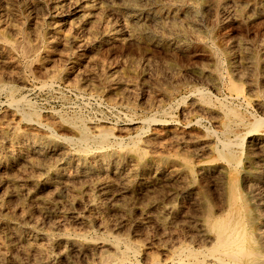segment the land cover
<instances>
[{
	"label": "rangeland",
	"instance_id": "obj_1",
	"mask_svg": "<svg viewBox=\"0 0 264 264\" xmlns=\"http://www.w3.org/2000/svg\"><path fill=\"white\" fill-rule=\"evenodd\" d=\"M53 1L0 0V161L4 163L0 169V264H98L99 255L102 257L112 250L103 247L101 251H83L84 254L69 251L60 259L49 256L52 250L46 240L35 244L18 236L37 231L52 236L57 225L73 233H84L79 242L101 237L108 244L115 234L132 238L139 252L134 248L138 255L129 253L128 264H151L153 259L158 264H169L171 260L172 264H181L175 256L163 252L161 245H176L175 238L186 242L185 236L190 232L183 215L196 213L206 204L214 209L222 205L220 175L213 176L211 166L219 164L223 169L227 164L220 159L224 156L223 139H232V146L238 141L241 143L237 148L233 146L238 158L234 179L244 197L248 196L247 185L241 174L244 169L251 171L250 150L258 165H264V152L246 130V122L256 117L264 120V0H59L56 7ZM22 45L27 48L24 50ZM20 46L24 52H20ZM231 82L240 87V96L231 89ZM202 92H207L205 97ZM226 107H235L244 121L226 116ZM78 125H84L89 133L92 131L90 134L101 130L111 132L109 141L113 146L108 142L101 149L94 141L80 143ZM260 129L264 133V124ZM242 134L245 139H241ZM68 136H71L69 143ZM19 142L23 144L21 149L16 147ZM38 143L49 149L35 150L33 145ZM84 150H90L95 156L107 153L118 175L111 169L103 175H77L71 177L67 186L48 178L49 172L58 167H64L72 176ZM146 165L157 169L158 176L151 172L138 173ZM167 177L170 183L158 182L157 189L150 194L141 189L144 180ZM45 181L47 185L39 192L38 183ZM191 184H194L193 198L199 196L197 187L203 188L200 203L181 193L180 199L173 198L183 185ZM124 185L130 186L131 192H125ZM167 202L176 208L171 217L161 211ZM145 211L151 217L144 226L138 225L137 220H143ZM78 212L86 218L82 225L75 219ZM25 220L38 221L39 229H32ZM118 221L125 227L108 229ZM122 245L118 249L122 250Z\"/></svg>",
	"mask_w": 264,
	"mask_h": 264
},
{
	"label": "bare ground",
	"instance_id": "obj_2",
	"mask_svg": "<svg viewBox=\"0 0 264 264\" xmlns=\"http://www.w3.org/2000/svg\"><path fill=\"white\" fill-rule=\"evenodd\" d=\"M47 1V0H46ZM51 1V0H50ZM68 2L70 0H67ZM74 1V0H72ZM112 1V0H110ZM125 1V0H124ZM65 2V1H64ZM75 2V1H74ZM88 2V1H87ZM92 2V1H91ZM90 2V3H91ZM95 2V1H94ZM127 2V1H126ZM129 2V1H128ZM127 2V3H128ZM139 2V1H138ZM45 3V2H44ZM53 6L56 7L59 4V0H55L52 2ZM63 3V2H62ZM67 3V2H65ZM80 3V2H79ZM86 3V2H85ZM93 3V2H92ZM40 4V3H39ZM42 4V2H41ZM48 4V3H47ZM64 4V3H63ZM72 4V3H70ZM98 4V3H97ZM43 5V4H42ZM76 5V4H75ZM74 5V6H75ZM79 5V4H77ZM86 5V4H85ZM83 5V7L85 6ZM94 5V4H93ZM122 5V4H120ZM124 5V4H123ZM122 5V6H123ZM47 6V5H46ZM52 6V5H51ZM72 6V5H70ZM82 6V5H81ZM88 6V4H87ZM91 5H89L88 7H90ZM133 6V5H132ZM62 7V6H61ZM86 7V6H85ZM129 7V6H128ZM137 7V6H135ZM134 7V8H135ZM52 8V7H51ZM78 7L76 6V9ZM124 8V7H123ZM144 8V7H142ZM111 9V8H110ZM115 9V8H114ZM137 9V8H136ZM148 9V7H147ZM155 9V8H154ZM168 9V8H167ZM174 9V8H173ZM192 9V8H191ZM79 10V8L77 9ZM81 10V9H80ZM102 10V9H101ZM118 10V9H117ZM124 10V9H123ZM190 10V9H189ZM188 10V11H189ZM85 11V10H84ZM87 11V10H86ZM91 11V10H90ZM93 11V9H92ZM112 11V10H111ZM128 11V10H127ZM137 11V10H136ZM157 11V10H156ZM89 12V11H87ZM87 12H85L84 14H86ZM131 12V10H130ZM133 12V11H132ZM166 12V11H165ZM61 13V12H60ZM59 13V14H60ZM83 13V12H82ZM81 13V14H82ZM137 13V12H136ZM148 13V12H147ZM78 14V13H77ZM80 14V13H79ZM91 14V13H90ZM118 14V13H117ZM123 14V13H122ZM131 14V13H130ZM142 14V13H141ZM83 15V14H82ZM87 15V14H86ZM126 15V14H125ZM154 15V14H153ZM89 16V13L88 15ZM146 16V14H145ZM159 16V15H158ZM170 16V15H169ZM54 17V16H53ZM75 17V16H74ZM127 17V16H126ZM130 17V16H129ZM128 17V18H129ZM139 17V15H138ZM141 17V16H140ZM83 18V17H82ZM85 18V17H84ZM157 18V17H156ZM56 19V18H55ZM137 19V18H136ZM145 19V18H144ZM147 19V18H146ZM83 20V19H82ZM141 21V20H140ZM156 21V20H155ZM52 22V21H51ZM132 22V21H131ZM137 23V22H136ZM77 25V24H76ZM57 26V25H56ZM60 26V25H59ZM46 27V26H45ZM74 27V26H73ZM52 28V27H51ZM55 28V27H54ZM59 28V27H58ZM57 28V29H58ZM134 28V27H133ZM21 29V28H20ZM60 29V28H59ZM74 29V28H73ZM129 29V28H128ZM127 29V30H128ZM131 29V28H130ZM158 29V28H157ZM133 30V29H132ZM131 30V31H132ZM22 31V29L20 30ZM59 31V30H58ZM70 31V30H69ZM135 31V30H134ZM72 32V30L70 31ZM23 33V32H22ZM131 33V32H130ZM51 34V33H50ZM152 34V33H151ZM23 35V34H22ZM76 35V34H75ZM70 36V35H69ZM1 37V36H0ZM23 37V36H22ZM41 37V36H40ZM75 37V36H74ZM45 38V36H44ZM69 38V37H68ZM72 38V37H71ZM70 38V39H71ZM5 39V38H4ZM43 39V38H42ZM65 39V38H64ZM1 40V39H0ZM6 40V39H5ZM23 40V39H22ZM66 41V40H65ZM69 41V39H68ZM7 42V41H6ZM5 42V44H6ZM11 41H9L10 43ZM14 42V41H13ZM42 42V41H41ZM40 42V43H41ZM8 43V42H7ZM16 43V42H15ZM18 43V42H17ZM1 44V43H0ZM14 43H12L13 46ZM21 44V43H20ZM19 44V45H20ZM45 44V43H44ZM17 45V44H15ZM26 45V44H25ZM90 45V44H89ZM24 45H22L23 47ZM28 47V45H26ZM39 46V45H38ZM88 46V44H87ZM16 47V46H15ZM26 47V48H27ZM36 47V46H34ZM33 47V49H35ZM95 47V46H94ZM20 48V52H24V50L26 48L23 47V49ZM37 48V47H36ZM22 49V50H21ZM29 49V47L27 48ZM19 50V49H18ZM31 51V49H30ZM34 51V50H33ZM29 52V51H28ZM215 52V49H214ZM23 54V53H22ZM25 54V53H24ZM23 54V55H24ZM27 54V53H26ZM25 54V55H26ZM5 58V57H4ZM10 59V58H9ZM30 66V65H29ZM230 81V80H229ZM232 83V82H231ZM234 83V82H233ZM231 84V89L237 93L238 96L241 95V89L237 84ZM6 86V85H5ZM4 86V87H5ZM1 87V86H0ZM2 90V89H1ZM197 90V89H196ZM200 90V89H198ZM207 90V89H206ZM243 90V89H242ZM201 92V91H200ZM207 93V92H205ZM205 93L202 92V96L205 97ZM9 94V93H8ZM11 94V93H10ZM15 95V94H14ZM209 95V94H208ZM231 95V94H230ZM236 95V96H237ZM12 96V95H9ZM8 96V97H9ZM22 96V95H21ZM20 96V97H21ZM198 96L200 97L199 93ZM229 96V95H228ZM12 99V97H10ZM201 98V97H200ZM245 98V97H244ZM14 99V98H13ZM16 99V98H15ZM207 99V98H206ZM212 99V98H211ZM240 99V98H239ZM243 99V98H242ZM20 100V99H19ZM22 100V99H21ZM11 101V100H10ZM18 101V98H17ZM26 101V100H24ZM205 101V100H204ZM211 101V100H210ZM210 101H206L208 103H210ZM260 101V100H259ZM12 102V101H11ZM14 102V101H13ZM227 102V101H226ZM231 102V101H230ZM19 103H16V105ZM25 104V102H24ZM15 105V106H16ZM26 105V104H25ZM222 105V102H221ZM220 105V106H221ZM228 105V104H227ZM224 105L223 106H227ZM23 106V105H22ZM27 106V105H26ZM34 106V105H33ZM219 106V107H220ZM230 106V105H229ZM234 106V105H233ZM20 108V107H19ZM18 108V109H19ZM25 108V107H24ZM27 108V107H26ZM225 108V107H224ZM227 108V107H226ZM222 109V108H221ZM235 109V107H234ZM233 108L228 107L226 110V116L230 117L231 119H236L239 120L241 122L244 121L243 116L236 110H234ZM27 110V109H26ZM32 110V109H31ZM241 110V109H240ZM54 111V110H53ZM56 111V110H55ZM244 111V110H243ZM24 112V111H23ZM27 112V111H25ZM30 112V111H29ZM224 112V111H223ZM22 113V112H21ZM30 114V113H29ZM28 114V115H29ZM25 115V114H23ZM27 115V116H28ZM78 115V114H77ZM76 115V117H77ZM26 116V115H25ZM37 116V115H36ZM68 116V115H67ZM75 116V115H74ZM73 116V117H74ZM225 116V117H226ZM72 117V116H71ZM81 117V116H80ZM77 117V118H80ZM150 117V116H148ZM217 117V116H216ZM154 118V117H153ZM32 119V118H31ZM199 119V118H198ZM78 120V119H77ZM146 120V119H145ZM223 120V119H222ZM230 120V119H229ZM67 121V120H66ZM83 121V120H82ZM225 121V120H224ZM232 121V120H231ZM41 122V121H40ZM64 122V121H63ZM78 122V121H77ZM80 122V121H79ZM85 122V121H84ZM149 122V121H148ZM73 123V122H72ZM81 123V122H80ZM229 124V122H227ZM226 123V124H227ZM235 123V122H234ZM237 123V122H236ZM16 124V123H15ZM68 124V121L67 123ZM79 124V123H78ZM196 124H198L196 122ZM264 124V120H262L261 118L256 117V119L254 118L253 121H249L246 122V127H247V134L251 135L253 137V139L257 140V145L259 146L260 149L262 150L261 152H264V133L262 131H260L262 125ZM65 125V124H64ZM17 126V125H16ZM72 126V125H71ZM79 126V136H78V141L82 144H85L87 142L90 141H94L95 143H97V147L98 148H105V145H108L109 141V134H112L111 132L108 131H104L101 130L100 132H97V134H90L88 129L84 126V125H78ZM238 126V124H237ZM231 127V126H229ZM227 127V128H229ZM233 127V126H232ZM240 127V125H239ZM17 128H19L17 126ZM165 128V127H164ZM225 128V127H224ZM45 129V128H44ZM100 129V128H99ZM97 130V129H96ZM106 130V129H105ZM231 130V129H230ZM1 131V130H0ZM99 131V130H98ZM222 132V131H221ZM233 133V132H232ZM225 134V133H224ZM231 134V133H230ZM12 135V134H10ZM113 135V134H112ZM188 135V134H187ZM222 135V133H221ZM236 134H234L235 136ZM52 136V135H51ZM111 136V135H110ZM171 137V135H169ZM240 136V135H239ZM243 138L241 139H245V135L243 136V134L241 135ZM71 137V136H70ZM70 137L68 136L67 140L65 139L66 137H63L67 143L68 139H70ZM74 137V136H73ZM114 137V136H113ZM118 137V136H117ZM7 138V137H6ZM25 138V136L23 137ZM51 138V137H50ZM54 138V137H53ZM221 138V137H220ZM240 138V137H238ZM61 139V138H59ZM72 139V138H71ZM116 139V138H115ZM155 139V138H154ZM231 139V138H230ZM234 139V137H233ZM237 139V138H235ZM5 140V139H4ZM22 140V139H21ZM56 140V139H55ZM120 140V139H119ZM117 140V141H119ZM150 140V139H149ZM148 139L146 141H148L147 143H149ZM170 140V139H169ZM232 140V139H231ZM231 140H224L222 142V150L224 153V156H220V159L223 160V164H226V166L221 169L219 166V164H215L211 166V170L213 171V176L214 175H220V179H221V185L223 188V194H224V199L222 201V205L218 208V209H214L213 207H211V205L206 204L205 206H203V209H201L199 211H196V213H193L191 215H183L184 219L186 220V222L188 223V227H189V234L185 236V243H181L179 240L180 239H176L174 241L173 246H169L167 244H163L161 245V248L163 250V252H167L172 254L173 256H175V258L181 263V264H264V174H263V169H264V165L263 167H260L258 165V160L256 159V156L253 152V150H250V157L248 160V165L251 168V171H249V169H242L243 172L241 174L242 177V181L245 185H247V197H244L243 194L239 191V188L237 187L236 183H235V179L234 177H236L234 174L238 172L237 170V149H233V146L235 145H240L239 141L238 144L234 143V145L232 146ZM240 140V139H239ZM6 141V140H5ZM75 141V140H74ZM77 141V142H78ZM115 141V140H114ZM113 141V142H114ZM220 141H222V139H220ZM3 142V139H2ZM34 142V141H33ZM59 142V141H58ZM71 142V140H70ZM121 142V141H120ZM123 142V141H122ZM121 142V144H122ZM130 142V141H128ZM4 143V142H3ZM28 143V142H27ZM93 143V142H92ZM111 143V142H110ZM127 143V142H126ZM219 143V142H218ZM10 144V143H9ZM91 144V143H90ZM112 144V143H111ZM135 144V142H134ZM246 144V143H245ZM77 145V144H76ZM86 145V144H85ZM92 145V144H91ZM117 145V143H116ZM169 145V144H168ZM202 145V144H200ZM255 145V144H253ZM1 146V145H0ZM72 146V145H71ZM74 146V144H73ZM78 146V145H77ZM81 146V145H80ZM96 146V145H95ZM113 146V144H112ZM125 146V145H124ZM123 146V147H124ZM127 146V145H126ZM124 148H127V147ZM153 146V145H152ZM16 147L18 149H21L23 147L22 143H18L16 144ZM91 147V146H90ZM26 148V147H25ZM33 148L39 152H44L47 151L49 149V146L46 145H41V144H34ZM77 148V147H76ZM83 148V147H81ZM108 148V146L106 147ZM137 150L138 146L136 147ZM237 148V147H236ZM17 149V150H18ZM68 149V148H67ZM84 149V148H83ZM97 149V148H96ZM119 149V148H117ZM24 150V149H23ZM78 150V149H77ZM76 150V151H77ZM98 150V149H97ZM106 150V149H105ZM125 150V149H124ZM137 150H135L134 152H137ZM191 150V149H190ZM197 150V149H196ZM216 150V148H215ZM218 150V149H217ZM239 150V149H238ZM257 150V149H256ZM255 150V152H256ZM21 151V150H20ZM75 151V152H76ZM111 151V150H110ZM140 151V150H139ZM138 151V152H139ZM242 151H243V147H242ZM245 151V150H244ZM243 151V152H244ZM4 152V151H3ZM62 152V151H61ZM82 152V149L80 150V153ZM84 154L82 158V160H80L78 163H76V167L74 168V174L71 176L69 174H67V172L64 170V167H58L53 169L52 172H49L48 174V178H54L57 180L61 181V184H63L64 186H67V184L72 180V178L74 177H78L77 175H83V174H90L89 176H92L93 174H99V175H103V174H107V169H111V172L114 175H118L117 171H116V167L113 165L112 160H110V157H106L107 153H102L101 155H97L95 156V154H93L92 152L84 150L83 151ZM17 153V152H16ZM96 153V152H95ZM141 153V152H140ZM145 153V152H144ZM258 153V151H257ZM27 156L28 153H26ZM34 154V153H32ZM56 154V153H55ZM143 154V153H142ZM146 154V153H145ZM144 154V155H145ZM217 154V153H216ZM220 154V153H218ZM222 154V153H221ZM38 155V154H37ZM61 155V154H59ZM155 155V154H153ZM264 155V153H263ZM23 156V155H22ZM43 156V155H42ZM57 156V155H56ZM68 156V155H67ZM140 156V155H139ZM259 156V155H258ZM34 157V156H33ZM94 157V158H93ZM119 157V156H118ZM142 157V156H141ZM161 157V155H160ZM216 157V156H215ZM67 158V157H66ZM219 158V155H218ZM30 159V158H29ZM28 159V160H29ZM109 159V160H108ZM27 160V159H26ZM25 160V161H26ZM120 160V159H118ZM128 160V159H127ZM221 160V161H222ZM264 160V158H263ZM49 161V160H48ZM62 161V160H61ZM69 161V160H68ZM77 161V159H76ZM131 161V160H129ZM14 162V161H13ZM12 162V163H13ZM92 162H95V164ZM123 162V161H122ZM202 162V161H201ZM241 162V161H240ZM10 163V162H9ZM22 163V162H21ZM24 163V162H23ZM22 163V164H23ZM63 163V162H62ZM209 163V162H208ZM216 163V162H215ZM16 164V163H15ZM21 164V165H22ZM49 164V163H48ZM57 164V163H56ZM157 164V163H156ZM175 164V163H174ZM4 165L3 161H0V169L1 167ZM54 165V164H53ZM155 165V164H154ZM171 165V164H170ZM202 165V164H201ZM240 165V164H239ZM7 166V165H6ZM131 166V165H130ZM259 166V167H258ZM34 167V166H33ZM71 167V166H70ZM172 167V166H171ZM176 167V166H173ZM18 168V167H17ZM23 168V167H22ZM32 168V167H30ZM43 168V167H42ZM67 168V167H66ZM240 168V167H239ZM28 169V168H27ZM25 169V172H27ZM40 169V168H39ZM70 169V168H69ZM169 169V168H168ZM4 170V169H3ZM15 170V169H14ZM13 170V171H14ZM24 170V169H23ZM22 170V171H23ZM30 170V169H29ZM125 170V169H124ZM128 170V169H127ZM165 170V169H164ZM207 170V169H206ZM12 171V172H13ZM17 171V170H16ZM21 171V172H22ZM32 171V170H30ZM36 171V170H35ZM34 171V172H35ZM69 171V170H68ZM136 171V170H135ZM167 171V169H166ZM178 171V170H177ZM184 171V170H183ZM192 171V170H191ZM1 172V171H0ZM4 172V171H3ZM19 172V171H18ZM20 172V173H21ZM40 172V171H39ZM126 172V171H125ZM153 173L155 175V177L158 176V172L157 169H155L153 166H143V168H140V171H138V173ZM163 172V171H162ZM208 172V171H207ZM24 173V172H23ZM109 173V172H108ZM171 173V172H170ZM209 173V172H208ZM212 173V172H211ZM260 173V176H259ZM1 174V173H0ZM112 174V175H113ZM164 174V173H163ZM183 174V173H182ZM12 175V173H11ZM17 175V173H16ZM112 175L109 177H112ZM126 175V174H125ZM171 175V174H168ZM167 175V176H168ZM174 175V174H173ZM192 175V174H191ZM201 175V174H199ZM204 175V174H202ZM217 175V176H218ZM4 176V175H3ZM44 176V175H43ZM59 176V177H57ZM141 176V175H140ZM150 176V174H149ZM182 176V175H181ZM211 176V175H210ZM209 176V177H210ZM5 177V176H4ZM20 177V176H19ZM83 177V176H82ZM151 177V176H150ZM160 177V176H159ZM206 177V176H205ZM31 178V176H30ZM33 178V177H32ZM38 178V177H37ZM47 178V179H48ZM86 178V177H85ZM93 178V177H92ZM103 178V177H102ZM120 178V177H119ZM148 178V177H147ZM177 178V177H176ZM181 178V177H180ZM184 178V176L182 177ZM208 178V177H207ZM5 179V178H4ZM20 179V178H18ZM29 179V178H28ZM53 179V180H54ZM77 179V178H76ZM83 179V178H82ZM145 179V178H144ZM158 179V180H157ZM156 180H144L141 184V189L143 191H145L146 193H151L153 191H155V189H157L158 186V182L162 183V184H168L169 182V177L164 178V179H160L157 178ZM179 179V178H178ZM186 179V178H185ZM188 179V178H187ZM22 180V179H21ZM27 180V179H26ZM78 180V179H77ZM136 180V179H135ZM140 180V179H139ZM208 180V179H207ZM212 180V179H211ZM217 180V179H216ZM11 181V180H10ZM25 181V180H24ZM119 181V180H118ZM121 181V180H120ZM178 181V180H177ZM176 181V182H177ZM76 182V180H75ZM175 182V183H176ZM207 182V181H206ZM2 183V182H0ZM32 183V182H30ZM188 183V182H186ZM26 184V183H25ZM35 184V183H34ZM76 184V183H74ZM101 184V182H100ZM179 184V183H178ZM181 184H184L181 183ZM180 184V185H181ZM216 184V183H215ZM214 184V185H215ZM218 184V183H217ZM47 185V182H41L38 183L36 189L40 192L41 190H43L45 188V186ZM53 185V184H52ZM58 185V184H57ZM70 186V185H69ZM91 186V185H90ZM165 186V185H164ZM185 185H183L182 190L180 192H176L173 194V198H178L180 199V193L181 196L184 195L186 198H192L191 200L195 199L197 200V202H201L203 200L204 197V193H203V188L202 187H197V191L199 196L197 197H191L192 196V187L194 186V184L189 185L184 187ZM28 187V186H27ZM55 187V186H54ZM119 187V185H118ZM124 191L128 192L130 191V186L124 185ZM219 187V186H218ZM246 187V186H245ZM53 188V187H52ZM114 188V187H113ZM116 188V187H115ZM159 188V187H158ZM50 189V188H49ZM66 189V187H65ZM217 189V188H215ZM21 190V189H20ZM27 189H24V191ZM54 190V189H53ZM67 190V189H66ZM141 190V191H142ZM168 190V189H167ZM2 191V190H1ZM0 191V192H1ZM22 191V190H21ZM47 191V190H46ZM68 191V190H67ZM86 191V190H85ZM140 191V190H139ZM171 191V190H170ZM217 191V190H216ZM26 192V191H25ZM45 192V191H44ZM53 192V191H52ZM69 192V191H68ZM131 192V191H130ZM168 192V191H167ZM175 192V191H173ZM196 192V190H195ZM2 193V192H1ZM42 193V192H41ZM46 193V192H45ZM44 193V194H45ZM48 193V192H47ZM149 193V194H150ZM169 193V192H168ZM194 193V192H193ZM217 193V192H216ZM21 194V193H20ZM136 194V193H135ZM140 194V193H138ZM137 194V195H138ZM196 194V193H195ZM46 195V194H45ZM128 195V194H127ZM144 195V194H143ZM142 195V196H143ZM147 195V194H146ZM172 195V194H170ZM21 196V195H20ZM57 196V195H56ZM195 196V195H194ZM218 194H217V198H218ZM12 197V196H11ZM46 197V196H45ZM100 197V196H99ZM171 197V196H170ZM169 197V198H170ZM216 197V196H215ZM222 197V196H221ZM54 198V197H52ZM87 198V197H86ZM213 198V197H212ZM22 199V197H21ZM41 199V198H40ZM102 199V198H101ZM15 200V199H14ZM35 200V199H34ZM84 200V199H83ZM112 200V199H111ZM117 200V199H116ZM140 200V199H139ZM145 200V199H144ZM219 200V199H218ZM12 201V200H11ZM53 201V200H51ZM87 201V200H86ZM113 201V200H112ZM36 202V201H35ZM40 202V201H39ZM138 202V201H137ZM189 202V201H188ZM191 202V201H190ZM193 202V201H192ZM191 202V203H192ZM216 202V198L215 201ZM221 202V201H220ZM32 203V202H31ZM38 203V202H37ZM131 203V202H130ZM139 203V202H138ZM185 203V201H184ZM6 204V203H5ZM30 204V203H29ZM50 204V202H49ZM90 204V203H89ZM132 204V203H131ZM141 204V203H140ZM155 204V203H154ZM190 204V203H189ZM189 204H186V207H190ZM216 204V203H215ZM220 203H218L217 205H219ZM53 205V204H52ZM60 205V204H59ZM185 205V204H184ZM2 206V205H1ZM17 206V205H16ZM84 206V205H82ZM88 206V205H87ZM86 206V207H87ZM113 206V205H112ZM192 207V206H191ZM198 207V206H197ZM218 207V206H217ZM15 208V207H14ZM51 208V207H50ZM77 208V207H76ZM195 208V207H194ZM17 209V208H16ZM81 209V208H80ZM86 209V208H85ZM84 209V210H85ZM92 209V208H91ZM135 209V208H134ZM188 209V208H185ZM121 210V209H120ZM176 208L175 205L171 202H167L164 203L161 207V211L163 213L164 216L166 217H171V215L175 212ZM182 210V209H181ZM184 210V209H183ZM196 210V209H194ZM69 211V210H68ZM78 211V210H77ZM192 211V210H191ZM40 212V211H39ZM124 212V211H123ZM181 212V211H180ZM183 212V211H182ZM188 212V211H187ZM190 212V211H189ZM31 213V212H30ZM81 212H78L77 215L75 216V219L77 220V222L84 223L86 221V218L80 214ZM84 213V212H83ZM117 213V212H116ZM69 214V213H68ZM76 214V213H75ZM94 214V213H93ZM108 214V213H107ZM120 214V212H119ZM145 216L143 217V220H137V224H143V226L147 223V220L151 217V214L148 211L144 212ZM183 214H186L185 211L183 212ZM27 215V214H26ZM32 215V214H31ZM44 215V214H43ZM50 215V214H49ZM181 215V213H180ZM41 216H42V212H41ZM64 217V215H62ZM62 216H60L62 218ZM5 216H2V218ZM34 217V216H33ZM36 217V215H35ZM74 217V216H73ZM89 217V216H88ZM106 217V216H105ZM129 217V216H128ZM44 218V217H42ZM59 218V217H58ZM57 218V219H58ZM177 218V217H176ZM8 219V218H7ZM20 219V218H19ZM35 219V218H34ZM65 219V218H64ZM88 219V218H87ZM4 220V219H3ZM11 219H9L10 221ZM31 220V219H30ZM30 220H25L26 223L28 225H30L32 227V229L38 228V221H30ZM39 220V219H38ZM46 220V219H45ZM153 220H154V216H153ZM168 220V219H167ZM175 220V217H174ZM178 220V219H177ZM22 221V220H21ZM40 221V220H39ZM65 221V220H64ZM128 221V220H127ZM176 221V220H175ZM17 222V221H16ZM53 223L51 221H47V223ZM63 222V221H61ZM75 222V221H74ZM73 222V223H74ZM100 222V221H99ZM97 222V223H99ZM157 222V221H156ZM180 223V221H178ZM78 223V224H79ZM95 223V222H94ZM96 223V224H97ZM153 223V222H152ZM173 223V222H172ZM177 223V222H176ZM61 224V223H60ZM68 224V223H67ZM76 224V223H75ZM124 224V223H123ZM122 222L118 221L115 224L109 225L110 230H114L116 229L117 226H123ZM171 224V223H170ZM41 225V224H40ZM65 225V224H64ZM74 225V224H73ZM82 225V224H81ZM85 225V224H84ZM83 225V227H85ZM89 225V224H88ZM88 225H86V227H88ZM101 225V224H100ZM130 225V224H129ZM156 225V223L154 224ZM180 225V224H179ZM23 226V225H22ZM63 226V225H62ZM61 225H57L55 228L57 231H55L54 235H46L45 231L43 232H36L34 234H23L20 233L18 234V236H20L23 239L26 240H32L34 243L35 241H40L42 239L46 240V242H48L50 249L52 250V255H56L58 256V258L60 257V259L62 257H64L66 255V253L69 251H76L78 252L77 254H79V252L83 253V251H88V252H95L100 250L103 247H108L110 248L111 251L113 252H109L107 255H105L106 253H104V256L101 257V254L99 255L98 259L96 260L98 262V264H126L127 263V258L130 252H134L138 255L137 249L134 247V243L131 241V239L127 238L126 236H121V235H111V241L109 242L108 239L107 242H109L108 244H105V242L101 241V237H98L92 241H86V242H79V240H81L80 238L84 237V233H73V230L71 231H67L64 230L63 228H65V226L62 227ZM80 226V225H79ZM92 226V225H91ZM150 226V225H149ZM170 226V225H169ZM11 227V226H10ZM78 227V226H76ZM82 227V228H83ZM125 227V226H123ZM128 227V225H127ZM142 227V226H141ZM49 228V227H47ZM81 228V226H80ZM144 228V227H143ZM150 228V227H149ZM158 228V227H157ZM169 228V227H168ZM184 228V227H183ZM39 229V228H38ZM93 229V228H92ZM136 229V228H135ZM141 229V228H140ZM160 229V228H159ZM170 229V228H169ZM13 230V229H12ZM49 230V229H48ZM84 231L86 229H81V231ZM90 230V229H89ZM99 230V229H98ZM97 230V231H98ZM101 230V229H100ZM142 230V229H141ZM140 230V231H141ZM147 230V227H146ZM166 232V229H164ZM40 231V230H39ZM54 231V230H53ZM96 231V230H94ZM93 231V232H94ZM137 231V230H136ZM159 231V230H158ZM13 232V231H12ZM11 232V233H12ZM51 232V231H50ZM91 232V231H90ZM116 232V231H115ZM123 232V231H122ZM125 232V231H124ZM123 232V233H124ZM132 232V231H131ZM139 232V231H138ZM142 232V231H141ZM162 232V231H161ZM170 232V230H169ZM176 232V231H175ZM188 232V231H187ZM27 233V232H26ZM101 233V232H100ZM158 233V232H157ZM171 233V232H170ZM14 234V233H13ZM48 234V233H47ZM88 234V233H87ZM103 234V233H102ZM108 233L106 232V235ZM120 234H121V229H120ZM159 234H161L159 232ZM158 234V235H159ZM169 234V233H168ZM179 234V233H178ZM96 235V234H95ZM94 235V236H95ZM110 235V234H109ZM134 235V234H133ZM152 235V234H151ZM167 235V234H166ZM174 235V234H173ZM170 235V236H173ZM17 236V237H18ZM108 236V235H107ZM161 236V235H160ZM169 236V235H167ZM104 237V235H103ZM175 237V235H174ZM172 237V238H174ZM177 237V236H176ZM16 238V237H15ZM90 238V237H89ZM137 238V237H136ZM141 238V237H138ZM144 240L146 239V237L143 235ZM171 238V240H172ZM181 238V237H180ZM92 239V237H91ZM149 239V238H148ZM165 239V238H163ZM16 240V239H15ZM18 240V239H17ZM84 240V239H83ZM166 240V239H165ZM150 241V240H149ZM157 242V241H156ZM37 243V242H36ZM35 243V244H36ZM44 243V242H43ZM142 243V242H141ZM150 243V242H149ZM170 243V242H168ZM23 244V242H22ZM45 244V243H44ZM47 244V243H46ZM123 244L122 246H124V248L118 249L119 245ZM137 244V243H136ZM144 244V243H143ZM146 244V243H145ZM148 244V242H147ZM38 245V244H37ZM35 246V245H34ZM39 246V245H38ZM48 246V245H47ZM138 246V245H137ZM145 245H143L144 247ZM156 246V245H155ZM31 248V247H30ZM37 248V247H36ZM136 250H135V249ZM142 248V247H141ZM11 249V248H10ZM34 249V248H33ZM47 249V248H46ZM137 252H135V251ZM143 250V249H142ZM11 251V250H9ZM8 251V252H9ZM31 251V250H30ZM99 251V252H100ZM147 251V249H146ZM160 251V250H159ZM12 252V251H11ZM33 252V250H32ZM40 252V251H39ZM46 252V250L44 251ZM71 252V253H72ZM75 252V253H76ZM98 252V253H99ZM24 253V252H23ZM47 253V252H46ZM87 253V252H86ZM85 253V254H86ZM141 253V252H140ZM145 253V252H144ZM6 254V253H5ZM25 254V253H24ZM41 254V253H40ZM74 253H72L73 255ZM165 254V253H164ZM1 255V254H0ZM26 255V254H25ZM34 255V254H32ZM39 255V254H38ZM44 255V254H43ZM71 255V256H72ZM92 255V254H91ZM13 256V255H12ZM42 256V255H41ZM74 256V255H73ZM87 256V255H86ZM98 256V255H97ZM96 256V257H97ZM136 256V255H135ZM166 256V255H165ZM31 257V256H30ZM45 257V256H43ZM82 257V256H81ZM89 257V256H88ZM134 257V255H133ZM39 258V257H38ZM46 258V257H45ZM52 258V257H51ZM66 258V257H65ZM74 258V257H72ZM131 258V257H130ZM129 258V259H130ZM156 258V257H155ZM171 258V257H170ZM173 258V257H172ZM28 259V258H27ZM33 259V258H32ZM136 259V257H135ZM162 259V258H161ZM24 260V259H23ZM29 260V259H28ZM34 260V259H33ZM51 260V259H50ZM68 260V259H67ZM75 260V259H74ZM73 260V261H74ZM77 260V259H76ZM80 260V259H79ZM82 260V259H81ZM132 260V258H131ZM32 261V260H31ZM65 261V260H64ZM62 261V262H64ZM150 261V260H149ZM148 261V262H149ZM161 262V260H159ZM169 262V260H167ZM176 261V260H175ZM174 261V262H175ZM2 262V261H1ZM34 262V261H33ZM46 262V261H45ZM49 262V261H48ZM95 262V261H93ZM152 262V263H151ZM150 263L151 264H158L159 262L156 259H153ZM165 262V261H164ZM61 263V262H59ZM136 263V262H134ZM138 263V262H137ZM173 261L171 260L172 264ZM41 264V263H40ZM62 264V263H61ZM128 264V263H127ZM132 264V263H131Z\"/></svg>",
	"mask_w": 264,
	"mask_h": 264
}]
</instances>
